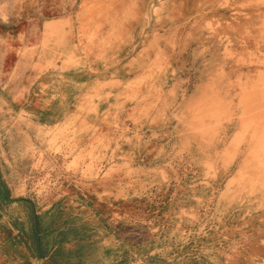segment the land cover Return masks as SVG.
Returning <instances> with one entry per match:
<instances>
[{
	"label": "rangeland",
	"instance_id": "obj_1",
	"mask_svg": "<svg viewBox=\"0 0 264 264\" xmlns=\"http://www.w3.org/2000/svg\"><path fill=\"white\" fill-rule=\"evenodd\" d=\"M79 9L97 19L82 42ZM0 17L24 36L0 64V187L77 227L43 260L0 225V264H264V0H0Z\"/></svg>",
	"mask_w": 264,
	"mask_h": 264
},
{
	"label": "crops",
	"instance_id": "obj_2",
	"mask_svg": "<svg viewBox=\"0 0 264 264\" xmlns=\"http://www.w3.org/2000/svg\"><path fill=\"white\" fill-rule=\"evenodd\" d=\"M89 13L80 12V9L78 11V14L76 15L77 24L75 25V32H76V38L75 40L78 42L85 41L89 36L91 31L93 32L96 28V21L97 19L89 18L87 15ZM83 15L85 17H83ZM88 18H87V17ZM61 20L57 21L60 22ZM63 24L68 23L69 29H68V36L70 37V41H72L73 36V27H71L72 23L67 20H62ZM5 24H8L7 20H2L0 17V41H4L5 43H11L15 49L11 50H5L2 56V59H0V64H5L8 60L7 58L10 56L15 57L18 59V48L17 46L23 44L24 36L23 34H17L18 32V21L15 23H10L11 26L15 28L14 32L16 33L15 36H12V33L10 34V30L12 28L5 27ZM4 29V30H3ZM22 30V29H21ZM20 32V31H19ZM74 38V37H73ZM5 78V75L0 73V82L3 81ZM12 90L0 89V95H4L5 93L12 94ZM16 95L19 93L20 95H23L24 91L23 89H16L15 90ZM4 105H6L3 102ZM23 130L21 131V135H23ZM23 137V136H21ZM0 191L3 194V200L0 204V207L2 209H8L7 213L3 211V214L0 216V225L5 227V230H1V232L6 233L8 237H14L16 241L20 244V246L23 247V249L30 250L31 247L36 249V258L39 259H51L52 256L56 254L57 249L62 247L63 245V238L64 234L67 231H74L77 229V227H73V224H68V220L63 219L65 216V213H62L64 211L63 207L61 206L60 202L57 201L56 203H53L52 205L48 206L47 208L43 210L34 209V207L30 204V206L33 208L32 213L25 214L23 211H19V209L22 207L24 208V205H29L27 201L23 199H14V196L12 194V189L10 187H0ZM59 202V203H58ZM59 207L60 211L57 209ZM17 209L12 215L10 210ZM48 237V238H47ZM51 238L52 243L48 246L45 243V239L48 240ZM6 255V254H5ZM33 264V263H31Z\"/></svg>",
	"mask_w": 264,
	"mask_h": 264
}]
</instances>
